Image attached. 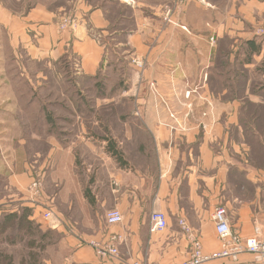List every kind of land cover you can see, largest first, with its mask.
I'll return each mask as SVG.
<instances>
[{"label":"crops","instance_id":"crops-1","mask_svg":"<svg viewBox=\"0 0 264 264\" xmlns=\"http://www.w3.org/2000/svg\"><path fill=\"white\" fill-rule=\"evenodd\" d=\"M63 15L74 17L75 26L61 32ZM262 25L264 0H0V136L16 140L28 134L32 142L55 136L62 155L76 157L83 147L87 157L114 161L113 168L104 164L96 173L95 183L78 184L72 193L63 178L70 168H61L58 213L74 230L42 233L57 238L43 264L181 262L192 244L180 219L211 253L220 248L212 218L218 207L243 237L264 238V164H256L258 152L264 155V132L257 130L264 118L246 112V102L264 105L254 96L255 81L264 79ZM135 57L146 60L144 70L132 63ZM64 61H77L75 74L87 78L118 72L123 101L69 102L63 108L69 117L50 133L46 104L34 95L46 89L49 72L59 74ZM152 80L173 108L190 109L184 119L188 132L167 126L172 120L154 102ZM188 87L196 89L192 100L172 99ZM100 123L99 138L90 137ZM107 138L122 151L124 164L107 151ZM89 167L71 170L81 177L92 172ZM34 203L29 198L21 207L32 209ZM114 208L123 219L109 225L105 216ZM154 211L167 216L163 231H151ZM36 212L30 216L35 222ZM115 234L119 257H100L91 242H108ZM239 264L264 263L245 255Z\"/></svg>","mask_w":264,"mask_h":264},{"label":"rangeland","instance_id":"rangeland-1","mask_svg":"<svg viewBox=\"0 0 264 264\" xmlns=\"http://www.w3.org/2000/svg\"><path fill=\"white\" fill-rule=\"evenodd\" d=\"M65 20H69L70 24H68L67 27L63 28L62 24ZM74 26V17H72L71 15L61 16L59 22V28L61 32L68 31L74 28ZM263 26L264 25L260 26L258 30ZM184 27L185 26H182L184 30H187V28L185 29ZM140 60L144 62L142 67H138L136 64H133L138 69L144 70L146 68L147 62L145 59ZM67 63L68 62L66 61L60 63L59 74H53L49 72V78H47L45 84H43V82L38 83L36 80L33 82L39 87L41 84H43L44 88H46L45 90L37 89L35 91L34 97H37V100L46 104V106H43V108L50 123V133H52V131L56 132L62 127V125L64 124L62 120L63 116L69 117L68 110H63V108H67V106L65 105L69 102H73L74 100H83L85 102L95 100L101 101L105 100L106 97L115 98L116 102L123 101L119 97V89L124 82H122L123 79H121L118 72L114 71L111 73L109 71L110 76L106 75V72H101L96 77L87 78L82 74H75L78 69L77 61H74L73 63L71 62L70 65H68ZM21 81L22 80H18V84H22ZM26 81L29 82L30 85H33L31 81ZM255 82L257 90L254 91V96H256V93L258 95V97L256 96L255 100L264 101V79H257ZM151 83H155V85L158 87V90L160 91V95L162 98H158L159 101L156 100L152 94L150 88ZM23 85L26 86V84ZM78 87L82 89L80 93H77L78 90H76V88ZM60 88L64 89L61 90ZM149 90L151 96L154 99V102H156L157 104H164L162 102L164 100L168 103V105L171 106V109H173V111L179 114L182 119L186 118V116L187 118H189L190 109L183 110L177 109L175 107L173 108L170 102V97H168L166 93L162 92L155 80L149 82ZM188 91L191 92L190 95H187ZM194 92H196V89H190V87H188L186 91L182 93L180 92L178 93V95L174 92L173 96H175L172 99L179 102L182 97L186 98L187 100H192V95L194 94ZM30 96L31 95H28V97ZM247 109H249V116H252L255 111L256 117L261 119L264 118V105L253 106L251 104L247 107ZM82 113H87V117H89V111L85 110L82 111ZM257 125V130H259L260 133H263L264 122H259ZM102 128H104V126L100 123V125H98V127L96 128V134L95 132H91L90 137L96 136V138H99L100 133L103 132ZM188 130L189 129H187V131L183 133L188 132ZM50 137L53 136L50 135L49 138ZM46 138L45 141L41 140L32 142L30 141V136L28 134H25V136H23V139L22 137H18V139L16 140H12L10 138L8 139L3 134L0 136V221L6 213L13 211L15 208L18 207L22 209L21 205L29 202V198L30 201L32 199L37 201L32 206V210H36V213L38 215V218L35 219V225L37 227V230H35V234H32L30 230V232L21 230L17 226L9 229L5 234H0V264H28L27 262L30 261L32 253L37 255L38 263L43 264V257L49 256V254L47 253L52 249V246L56 243L57 238L55 237V234H50L49 238H44L41 236L42 233H50L52 230L47 225L46 221L42 218L41 213L44 211V207H47L48 205L53 206L56 213L61 211L62 207H60L61 205L58 201L56 186L57 181H60L62 177L60 176V172L62 171L61 168H65L68 170L70 168V171L72 172L71 174V172L67 170L68 172L63 176L66 181L68 180V186L70 187V192L72 193L73 190H76L78 184L86 185L89 183H95L99 177V175L96 173H98L100 170H102V168L105 167L104 164L109 165L110 167L114 165V161L109 160V158L104 159L103 157L99 158L97 156L87 157L88 151L83 147H81L79 155H77L76 157L67 153L65 155H62L64 154V152H62V154L57 152L58 141H56V137L54 136L53 138L47 140ZM262 143L264 144V142ZM97 147L99 150V140L97 142ZM80 154H86V157H81ZM263 156L264 155H262L261 152H258V161L256 163L257 165L264 164ZM73 166L85 168V170L88 169L89 166H91V168L89 167V169H91L92 172L85 175L82 173L81 177L78 175L75 176L73 174V171L71 170ZM102 176L103 174L101 175V177ZM34 179H41L43 181V184L45 185V188H43L45 189V191L41 197L42 199L38 197L33 198L30 194L29 187ZM28 192L30 195L28 194Z\"/></svg>","mask_w":264,"mask_h":264},{"label":"built area","instance_id":"built-area-1","mask_svg":"<svg viewBox=\"0 0 264 264\" xmlns=\"http://www.w3.org/2000/svg\"><path fill=\"white\" fill-rule=\"evenodd\" d=\"M70 24L69 20H65L62 27L65 28ZM186 29V27H184ZM258 34L264 36V26L258 30ZM133 63L138 67L143 66V61L138 58L133 59ZM151 91L156 100L162 98L160 91L155 83H151ZM191 92L188 91L187 95ZM165 109L169 115V119L172 120L167 126L173 131H179L181 133L187 131V123L182 119L179 114H177L171 106L168 105L164 100L162 101ZM186 125V127H185ZM43 181L41 179H34L29 187L30 194L33 198L42 199L43 194ZM37 202V201H35ZM42 218L46 221L47 225L52 230H67L73 231L74 225L65 220L59 213H56L54 207L48 205L44 207V211L41 213ZM213 221L216 227V233L220 241V248L217 251L211 253H205L202 247V243L194 231L190 228L188 223L184 219H180L179 223L182 229L188 234V238L192 244L191 255L181 262H176L172 264H206L214 260H224L228 264L240 263L243 256L251 255L254 260L259 263H264V238L259 235L243 237L237 230H235L228 216L227 210L224 207H218L213 213ZM106 222L109 225L118 224L122 221L123 216L119 209L114 208L109 210L105 216ZM168 227V219L164 212L154 211L151 214V231H163ZM119 235H113L108 242L103 241H93L92 246L95 248L96 253L102 258H112L117 259L119 257L118 248ZM132 264H139L134 262Z\"/></svg>","mask_w":264,"mask_h":264},{"label":"trees","instance_id":"trees-1","mask_svg":"<svg viewBox=\"0 0 264 264\" xmlns=\"http://www.w3.org/2000/svg\"><path fill=\"white\" fill-rule=\"evenodd\" d=\"M247 103L248 106L252 104L250 102ZM248 110L249 109H247L246 112H248ZM255 113L256 112L254 111V114ZM107 151L115 160H117V162H119L120 164L125 163L123 159V153L122 151H120V149L117 148V145L113 139L107 138ZM86 195L89 196V188L86 189ZM32 213L33 210L30 207H22V209H19L17 211H11L9 213H6L0 221V234H5L9 229L15 226H17L21 230H25L26 232L31 231L32 234H35V230H37V227L35 225L36 222L30 219ZM27 263L39 264L37 255L32 253L30 261H28Z\"/></svg>","mask_w":264,"mask_h":264}]
</instances>
